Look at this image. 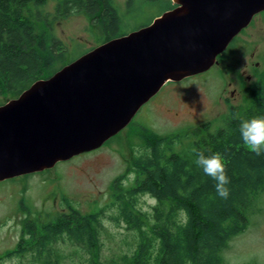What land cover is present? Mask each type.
<instances>
[{"label": "trees", "instance_id": "1", "mask_svg": "<svg viewBox=\"0 0 264 264\" xmlns=\"http://www.w3.org/2000/svg\"><path fill=\"white\" fill-rule=\"evenodd\" d=\"M47 1L0 0V93L18 96L76 58L66 62V42L47 18V30L39 23ZM175 5L169 0L166 9ZM55 12L57 18L87 13L103 29V42L127 33L121 30L124 15L114 0H58ZM246 89L249 103L232 104L222 125L212 127L208 120L195 126L190 150L176 149L182 133H158L144 125L130 184L125 182L129 174L121 173L112 182L111 200L97 209L82 211L65 197L69 208L50 220H25L20 241L0 254V264L13 257L19 264H67L65 258L75 255L86 258L80 264H228L224 249L249 227L252 214L262 209L258 202L264 194V154L250 152L239 135L242 120L264 117V73ZM198 152L225 158L228 199L217 195L216 181L196 165ZM147 194L156 201L144 209ZM107 220L117 228L124 224L127 231L120 241L128 249L110 256L102 251L104 238L113 235ZM61 245L72 249L64 251Z\"/></svg>", "mask_w": 264, "mask_h": 264}, {"label": "water", "instance_id": "2", "mask_svg": "<svg viewBox=\"0 0 264 264\" xmlns=\"http://www.w3.org/2000/svg\"><path fill=\"white\" fill-rule=\"evenodd\" d=\"M0 104V180L101 147L168 80L218 63L264 0H173Z\"/></svg>", "mask_w": 264, "mask_h": 264}, {"label": "rangeland", "instance_id": "3", "mask_svg": "<svg viewBox=\"0 0 264 264\" xmlns=\"http://www.w3.org/2000/svg\"><path fill=\"white\" fill-rule=\"evenodd\" d=\"M114 1L124 15L121 30L127 33L151 22L167 10L169 4V0ZM57 2L47 1L42 7L39 23L46 29L43 19L47 18L52 31L66 42V62L103 42V29L93 23L87 13L54 17ZM257 60L260 65L253 68L252 63ZM263 73L264 10L256 13L250 24L219 54L218 63L201 73L165 82L140 107L132 121L101 147L58 161L53 167L41 171L0 180V254L18 244L25 220L44 222L59 211L67 210L69 206L65 197L87 212L111 200L112 182L119 174H129L130 181L125 182L130 184L133 178L130 170L132 157L144 138V125L158 133H182L176 149L190 150L195 126L208 120L212 121V127L222 125L232 104L249 103L247 85ZM248 74H251L249 79ZM10 95L0 93V102L13 96ZM144 197L147 201L143 208L149 209L150 203L156 200L148 194ZM258 205L262 209L252 214L249 227L233 236L224 249L228 264L252 260L264 264V194ZM106 223L113 235L104 238L103 255L110 256L121 248L128 249L127 244L120 241L127 232L124 224L117 228L109 220ZM61 246L64 251L72 249ZM84 259L77 255L65 258L67 264H80ZM5 264H19V258L8 259Z\"/></svg>", "mask_w": 264, "mask_h": 264}, {"label": "clouds", "instance_id": "4", "mask_svg": "<svg viewBox=\"0 0 264 264\" xmlns=\"http://www.w3.org/2000/svg\"><path fill=\"white\" fill-rule=\"evenodd\" d=\"M239 135L248 150L259 156L264 154V117H254L242 120L239 125ZM196 165L200 167L206 176L211 177L215 183L217 195L222 199H228L230 190V178L227 175V162L220 153L205 155L198 152Z\"/></svg>", "mask_w": 264, "mask_h": 264}, {"label": "flooded vegetation", "instance_id": "5", "mask_svg": "<svg viewBox=\"0 0 264 264\" xmlns=\"http://www.w3.org/2000/svg\"><path fill=\"white\" fill-rule=\"evenodd\" d=\"M253 68H254V66H259L260 65V61H254L253 63ZM251 77V74H248V76H247V78L249 79ZM234 92H235V89H233V91H232V94H234Z\"/></svg>", "mask_w": 264, "mask_h": 264}]
</instances>
